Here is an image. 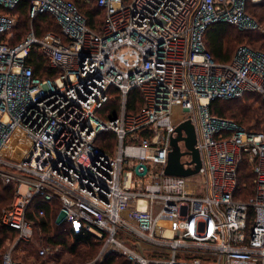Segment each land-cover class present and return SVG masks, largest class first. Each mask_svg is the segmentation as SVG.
I'll list each match as a JSON object with an SVG mask.
<instances>
[{
	"label": "built area",
	"instance_id": "2783aa9c",
	"mask_svg": "<svg viewBox=\"0 0 264 264\" xmlns=\"http://www.w3.org/2000/svg\"><path fill=\"white\" fill-rule=\"evenodd\" d=\"M20 1L0 0V182L16 192L0 225L17 232L16 242L29 241L28 213L43 216V205L52 210L55 201L75 234L102 241L94 259L78 264L112 252L131 264H264V131L209 112L212 100L245 93L264 103V53L242 45L218 63L204 46L218 22L263 32L244 9L264 0H93L103 12L98 29L71 0H29L28 31L12 44L11 10ZM41 13L54 17L60 35H35ZM32 48L57 75L33 74L25 64ZM135 89L142 105L129 114ZM109 101L118 110L108 118ZM184 121L194 128L200 166L189 177L167 175L169 139ZM19 132L23 147L14 140ZM104 133L114 134L109 150L96 144ZM243 162L252 171L246 201L236 197ZM15 243L1 264H22L12 258ZM60 248L42 245L37 255Z\"/></svg>",
	"mask_w": 264,
	"mask_h": 264
},
{
	"label": "trees",
	"instance_id": "16d2710c",
	"mask_svg": "<svg viewBox=\"0 0 264 264\" xmlns=\"http://www.w3.org/2000/svg\"><path fill=\"white\" fill-rule=\"evenodd\" d=\"M71 1L76 5L78 11L85 18L88 27L92 29H98L101 27L103 12L96 3H92L93 0H91L90 3H86L84 0ZM28 4L29 0H21L19 4L11 10V13L17 16V23L13 29L14 38L12 44L17 43L28 31L30 24ZM245 7L249 8L250 16L255 18L258 25L264 30V1L259 4L246 3ZM231 26L234 25L223 22L214 23L205 33V49L211 54L215 62H229L235 53L236 45L243 41L264 53V32L261 34L258 31H243L241 34H233ZM32 27L37 37H41L47 32L61 34L60 27L56 23L54 17L48 13L37 15L32 21ZM25 60V64L31 67L33 74L36 76L53 77L59 72L57 69L49 66L45 57L37 48H32ZM141 105L142 100L139 91L137 89L132 90L127 99V112L129 114L136 113ZM103 109L109 111L108 118L113 117L117 114L118 102L109 101L105 104ZM209 112L217 117L231 119L247 131H264V103L257 94L245 93L241 97L234 99H214L209 104ZM101 137L96 144L104 150L111 149L114 144V134L104 133ZM103 137L106 138L104 139ZM238 183L239 189L236 193V197L243 201L248 200L253 192L252 171L245 162L240 164ZM14 191L15 188L12 184L0 187V206L2 203L8 204L11 201ZM43 208L45 210L43 216H34L31 212L28 213L33 222V231L38 235L35 234V238L40 240L41 246L58 245L61 247L60 251L63 250L69 254L77 252L82 263L91 261V259L98 253L102 241H98L90 233L75 234L71 229L70 224L58 217L59 204L57 202L54 201L52 210L46 205H43ZM252 213V209L249 208L247 211L249 227L252 223ZM50 220L55 226H51ZM16 234L17 232L15 230L0 225V257L5 241L8 238H13ZM33 237L29 241H19L18 247L20 250L24 251V253L26 251V254L32 256L34 260L41 259L42 263H44L43 258H40L37 255L38 248H35L31 244ZM79 245H83L84 249L78 251ZM116 255V253L106 255L101 264H131L128 259H121ZM21 260L22 262L26 260L24 255Z\"/></svg>",
	"mask_w": 264,
	"mask_h": 264
},
{
	"label": "rangeland",
	"instance_id": "374dc122",
	"mask_svg": "<svg viewBox=\"0 0 264 264\" xmlns=\"http://www.w3.org/2000/svg\"><path fill=\"white\" fill-rule=\"evenodd\" d=\"M248 7L247 8L245 7L244 10H245V12L247 14L251 15L249 13V10H248L249 8ZM253 19L258 24L256 19L255 18H253ZM231 30H232L233 34H241V32H243V31H250V32L251 31L257 32L258 31L257 29H242L239 26H231ZM258 32H260L262 34L264 32V30H263V32H262V30H260ZM244 44L248 45L251 48L253 47L252 45H249V44L245 43V41L239 42L236 45V47H235V52H236V50H237V48L239 46L244 45ZM255 50H257V49H255ZM255 105H257V104H255ZM172 118H173V120H176V121L182 118V115L180 113V108L179 107L174 108L173 117ZM169 148H170V150L168 151V154H167V162H166V165L164 167V172L167 171L169 174H174L175 176H181V175L184 176V177L191 176L188 173L190 172V170L192 168L189 167L188 165H185V163L183 161L184 160V156L186 154L184 152L183 142L181 140L177 139L176 135L170 137V139H169ZM176 154L179 155L178 160H174L173 159L176 156ZM3 185H9V184H3V183L0 182V187H2ZM15 197H16V192L14 191L11 201L8 204L2 203V205L0 206V213L5 207H8L15 200ZM178 212H179L180 216H185L186 215V206L183 205V206L179 207ZM38 219H39V217H38ZM50 224H51L52 227L55 226L54 223H52L51 220H50ZM35 234H36L35 231H33L32 237H33V235H34V237L31 240V244L35 248H39L41 246V243H40V240L35 238V236L37 235V234L36 235ZM16 238H17V234L13 238H11V239L8 238L5 241V243H4L3 247H2V252H1V257H0V264H1V258H2L3 253L6 252L10 248V245H12L13 243L16 242ZM100 248L101 247H99V249H98V253L100 251ZM14 249L16 250V252L13 253L12 258L16 262H20L22 264H25V263H31V264H78V263H82V260L80 259L79 254L77 252L74 253V254H69V253H66V252H64L62 250L55 256L46 257L45 259H43L44 263H42L41 259L34 260L32 258V256L26 254V251L24 253V251L20 250L19 247H18V241L15 243V245L13 247V250ZM82 249H84V246L83 245H79L78 246V251H81ZM98 253L96 254V256L98 255ZM109 254H114V253L112 252V253H109ZM23 255L26 258V260L24 262H22V260H21ZM116 256L121 258V259H125L126 258L124 255H122L120 253H117ZM95 257H93V258H95ZM126 260H127V258H126ZM102 262H103V259L101 261H98L97 264H101Z\"/></svg>",
	"mask_w": 264,
	"mask_h": 264
},
{
	"label": "water",
	"instance_id": "95a60500",
	"mask_svg": "<svg viewBox=\"0 0 264 264\" xmlns=\"http://www.w3.org/2000/svg\"><path fill=\"white\" fill-rule=\"evenodd\" d=\"M182 131L185 132V137L182 136ZM176 133H177V139L183 140L185 148L191 153L192 157V163L193 168L190 170L188 174L192 175L197 173L200 162H199V154L197 149L194 147L195 143V131L193 126L189 123V121H184L177 125L176 127ZM179 155L176 154V156L173 158L174 160H178ZM165 174L167 175H174L169 174L167 171H165ZM182 176V175H181Z\"/></svg>",
	"mask_w": 264,
	"mask_h": 264
},
{
	"label": "bare ground",
	"instance_id": "6f19581e",
	"mask_svg": "<svg viewBox=\"0 0 264 264\" xmlns=\"http://www.w3.org/2000/svg\"><path fill=\"white\" fill-rule=\"evenodd\" d=\"M14 140H15V143L17 145H21V147H23L22 146L23 145V142L22 141H24L25 139H24V137H22V134L20 132L18 133V135L16 136V138ZM5 151H7V150L5 149L3 152L5 153ZM161 223H164V221H161Z\"/></svg>",
	"mask_w": 264,
	"mask_h": 264
},
{
	"label": "crops",
	"instance_id": "0c3cea01",
	"mask_svg": "<svg viewBox=\"0 0 264 264\" xmlns=\"http://www.w3.org/2000/svg\"><path fill=\"white\" fill-rule=\"evenodd\" d=\"M15 252H16V250L14 249L13 252H12V256H13V253H15Z\"/></svg>",
	"mask_w": 264,
	"mask_h": 264
}]
</instances>
